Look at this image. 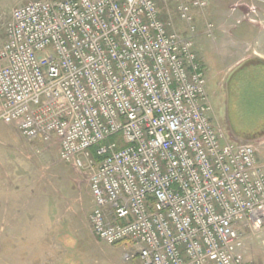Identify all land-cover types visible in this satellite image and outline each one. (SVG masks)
<instances>
[{
  "label": "built area",
  "instance_id": "1",
  "mask_svg": "<svg viewBox=\"0 0 264 264\" xmlns=\"http://www.w3.org/2000/svg\"><path fill=\"white\" fill-rule=\"evenodd\" d=\"M174 1L188 35L158 0L14 7L0 48V120L89 170L92 232L124 244L125 262L244 264L247 233H264V163L255 144L212 120L194 39V11L209 2ZM244 1L253 12L264 4Z\"/></svg>",
  "mask_w": 264,
  "mask_h": 264
},
{
  "label": "rangeland",
  "instance_id": "2",
  "mask_svg": "<svg viewBox=\"0 0 264 264\" xmlns=\"http://www.w3.org/2000/svg\"><path fill=\"white\" fill-rule=\"evenodd\" d=\"M27 1L0 0V48L13 8ZM161 10L174 15L171 7ZM249 89L254 94L245 103L259 105L258 117L240 116L233 109L231 115L225 108L218 112L215 106L227 136L236 132L246 138L264 130V91L257 83ZM259 159L264 163V146ZM92 208L87 168L62 161L58 144L29 141L15 123L0 120V264H141L123 260L124 244L111 246L95 237L89 223ZM246 238L244 264H264V233L249 232Z\"/></svg>",
  "mask_w": 264,
  "mask_h": 264
},
{
  "label": "crops",
  "instance_id": "3",
  "mask_svg": "<svg viewBox=\"0 0 264 264\" xmlns=\"http://www.w3.org/2000/svg\"><path fill=\"white\" fill-rule=\"evenodd\" d=\"M207 1L209 5L205 9L194 11L197 27L194 37L195 49L202 64L210 101L214 98V103H216L214 104L212 101L214 110L212 120L224 131V128L217 122L218 112H222L223 108L230 115L231 109L239 113L240 116L253 117L256 115L258 117L260 114L258 104L245 103V100L254 94V91H248L251 90L249 86L254 83L261 84V93L264 91V4L255 2L256 11L253 12L247 6L240 5L244 0ZM158 6L164 20L173 19L179 32L184 35L189 34L186 23L178 15L174 0H158ZM164 6L173 8L174 15H171L172 17H168L165 11L161 10L164 9ZM247 12L254 16L257 22L249 21L246 18ZM209 22L214 23L212 36L206 34V26ZM215 106L219 107L217 113ZM254 107H258V109L253 110ZM238 108L243 114L238 112ZM249 108L253 109L249 111ZM220 120H224V124L229 128L228 120L223 114ZM229 134L230 136H226L230 139L250 141L256 146L258 145L259 158L260 150L264 146V130L256 132L255 136L249 135L246 138L236 132Z\"/></svg>",
  "mask_w": 264,
  "mask_h": 264
}]
</instances>
